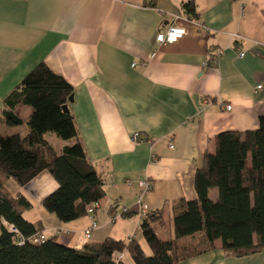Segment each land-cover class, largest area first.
<instances>
[{
    "label": "crops",
    "instance_id": "1",
    "mask_svg": "<svg viewBox=\"0 0 264 264\" xmlns=\"http://www.w3.org/2000/svg\"><path fill=\"white\" fill-rule=\"evenodd\" d=\"M188 1H194L199 20L185 13ZM172 24L185 26L187 34L159 44L157 34ZM215 50H222L218 63L203 66ZM42 60L74 86L69 108L90 160L106 180V196L93 213L99 227L90 241L128 240L134 228L118 237L112 225L124 207L138 204V180L154 182L143 203L150 211L162 208L164 216L178 198L196 197L195 172L215 135L258 127L264 114V0H0L3 123L5 97ZM16 112L26 122L33 109L21 106ZM134 132L145 141H133ZM65 145L60 151L54 146L61 152ZM11 180V192L32 204L25 214L38 211L27 219L42 222L46 235L58 228L62 244L81 247L87 241L90 215L64 223L43 208L42 200L58 186L47 170L24 186L13 180L14 190ZM113 202L118 213L112 216ZM122 219L137 230L143 218ZM1 225L2 220L0 230ZM205 248L206 243L198 250ZM175 264H264V249L236 257L211 248Z\"/></svg>",
    "mask_w": 264,
    "mask_h": 264
},
{
    "label": "trees",
    "instance_id": "2",
    "mask_svg": "<svg viewBox=\"0 0 264 264\" xmlns=\"http://www.w3.org/2000/svg\"><path fill=\"white\" fill-rule=\"evenodd\" d=\"M183 9L199 20L194 1L185 2ZM74 91L63 75L42 60L4 99L3 121L17 126L26 123L28 129L0 133V220L18 231L10 232L2 223L0 264H127L120 254L133 264H175L192 252L211 248L236 257L264 249V114L258 117L256 129L225 130L214 136L213 147L205 151L195 172L196 197L174 201L173 238H162L157 232V224L165 223L162 208L142 219L140 229L151 254L135 237L106 236L87 240L81 247L58 242L55 234L35 241L45 227L25 217L32 204L23 194L11 192L10 179L24 186L47 170L58 186L42 200V206L64 223L89 215L90 209L95 212L93 205L106 196V180L88 156L74 114L64 109ZM21 106L33 109L26 122L16 112ZM48 132L74 142L58 152L46 138ZM214 189L216 197L211 196ZM116 204H111L112 216L118 213ZM119 214L121 218L137 215L139 205L124 207ZM196 233L202 234L206 248L181 255L177 241Z\"/></svg>",
    "mask_w": 264,
    "mask_h": 264
},
{
    "label": "rangeland",
    "instance_id": "3",
    "mask_svg": "<svg viewBox=\"0 0 264 264\" xmlns=\"http://www.w3.org/2000/svg\"><path fill=\"white\" fill-rule=\"evenodd\" d=\"M0 121V133H4V131L7 133H9V129H11L12 131L10 132H25L28 129V126L26 124L23 125H8L6 122ZM46 137L51 140L53 142V144L56 146V148L60 151L61 147L64 144H72L74 142V139H63L61 137H59L56 133L54 132H48L46 134ZM16 186L15 181L11 180V182L9 183V187L14 190ZM217 195V191L213 190L211 191V196L212 197H216ZM43 210V208H41ZM44 211V210H43ZM176 212V211H175ZM173 206L172 205H167L164 209V217H165V225L163 227L157 226V230L158 233L161 237L165 238V239H170L172 238V229H173V216L175 214ZM50 214V213H49ZM38 215V211H34L31 213H26L25 217L27 218H36ZM129 219H122L120 218L115 224H113V230H114V234H116V236L118 237H123L126 236L123 232H126L127 230H131L134 228V231H130L132 233V237H135L136 239H138L140 241V243L142 244V247L144 248V250L146 251L147 254H151V249L148 246L145 238L143 237V234L141 232L140 229L135 230V224L129 222ZM125 223H129L128 225H124ZM136 233L135 235L133 233ZM113 234V233H112ZM127 234V233H126ZM131 237V238H132ZM94 239V238H93ZM203 240V243H202ZM178 245H179V251L180 254L183 255L184 253H188L191 252L193 250H198L205 242L204 237L202 236L201 233H196L193 236H185L180 238L177 241ZM186 247H189L187 250H185ZM127 264H131L130 260H127Z\"/></svg>",
    "mask_w": 264,
    "mask_h": 264
},
{
    "label": "built area",
    "instance_id": "4",
    "mask_svg": "<svg viewBox=\"0 0 264 264\" xmlns=\"http://www.w3.org/2000/svg\"><path fill=\"white\" fill-rule=\"evenodd\" d=\"M186 34H187V28L185 26H181V25H178V24H172L165 31L159 32L157 34L156 41L159 44H164V45L165 44H172V43L177 42L179 39L184 37ZM221 54H222V50L212 51V53L209 54L207 59L204 61L203 66L206 67V66H208L209 63H212L213 65L217 64ZM244 54L245 53L242 52L240 55H244ZM155 55H156V51L154 50L153 53H152V56H155ZM232 108H233L232 104L225 105V110L226 111H231ZM132 139L135 142H143V141H145V138H143L139 132H134L132 134ZM173 146L174 145L172 144L171 147H173ZM128 182H129V184H131L130 180H128ZM137 184H138L139 189H140V192H139V195H138L139 214L141 215L142 218H144V217H146L149 214L150 209H149L147 204L143 203V195L146 192L151 191L154 188V182L151 179L146 178V179L138 180ZM93 206H94V208H98L99 204H95ZM93 213H94L93 209H90L89 210V215L92 217V221H91L90 225L88 226V228L85 229V231H84V237H85L86 240H90L92 238V236H93V232L99 227V223L96 221L95 217L93 216ZM118 216L119 215H115L113 220H116V218ZM2 223L6 226V228L10 232H15V233L18 232L17 229L13 225L7 223L5 220H2ZM53 233L55 235H59L60 233H62V229H58V228L53 229ZM46 236L47 235L44 232V233H41V234H39L37 236H34L33 239L35 241H43ZM122 258H123V255L120 254L119 255V259H122Z\"/></svg>",
    "mask_w": 264,
    "mask_h": 264
},
{
    "label": "water",
    "instance_id": "5",
    "mask_svg": "<svg viewBox=\"0 0 264 264\" xmlns=\"http://www.w3.org/2000/svg\"><path fill=\"white\" fill-rule=\"evenodd\" d=\"M73 101H74V94H72V95L70 96V98H69V102H73ZM64 109H65V110H69L68 105H65V106H64Z\"/></svg>",
    "mask_w": 264,
    "mask_h": 264
}]
</instances>
